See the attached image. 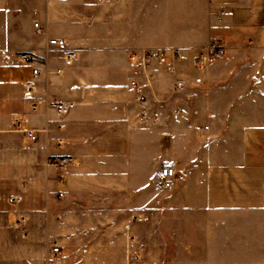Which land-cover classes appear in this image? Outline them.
<instances>
[{
  "label": "crops",
  "instance_id": "crops-1",
  "mask_svg": "<svg viewBox=\"0 0 264 264\" xmlns=\"http://www.w3.org/2000/svg\"><path fill=\"white\" fill-rule=\"evenodd\" d=\"M214 35L223 58L153 64L147 102L137 100L130 80L145 77L129 66L133 51L204 49ZM52 37L76 53L71 65ZM21 51L45 57L43 74ZM154 109L157 120L141 119ZM55 155L76 163L59 169ZM166 162L178 175L162 188ZM152 212L161 241L192 252L187 264L233 260L235 243L247 258L241 221L264 215V0H0V264H56L61 246L94 234L134 257ZM21 215L26 233L13 226Z\"/></svg>",
  "mask_w": 264,
  "mask_h": 264
},
{
  "label": "built area",
  "instance_id": "built-area-1",
  "mask_svg": "<svg viewBox=\"0 0 264 264\" xmlns=\"http://www.w3.org/2000/svg\"><path fill=\"white\" fill-rule=\"evenodd\" d=\"M98 2H104L105 0H97ZM35 26L39 27V23L35 22ZM49 45L56 48L57 50L64 52V60L66 65H71L73 59L76 55L75 52L69 51L67 41L63 38L52 37L49 39ZM227 53L226 42L218 35H214L210 38V41L206 48L204 49H193L186 50L181 48L165 49V48H155L149 50H136L130 54L129 66L132 70L136 72H141L145 79H141L138 76L133 77L130 80V87L135 92L137 100L140 103L147 102L146 88L148 86L147 81L151 79L152 73L149 72L153 64H159L164 66V68L173 72L178 63L191 60L192 63L198 68H204L209 64L215 62L218 59L223 58ZM18 57L21 61L31 64L33 66L32 73L34 76H39L43 74V65H46L45 57L32 51H21L18 53ZM62 68L57 69L58 73H61ZM48 73V71H45ZM183 82L179 81L176 84V88H182ZM55 108L59 114H65L68 112V106L62 102H55ZM151 117L157 120L160 114L157 110H152L150 114L144 110L141 114V119ZM15 125L19 130H22V123L20 120L15 121ZM26 133L32 140L37 139V132L35 130H26ZM50 163L59 169L66 168L72 164L76 163V158L70 155H55L50 159ZM178 173L176 167L171 162H166L163 164L160 170V186L162 188H169L172 186ZM59 180L64 181V176L59 175ZM60 196H63V192H60ZM27 218L23 215L18 217L13 226L17 229L27 232ZM51 252L53 255L60 254V247L58 244L51 246Z\"/></svg>",
  "mask_w": 264,
  "mask_h": 264
},
{
  "label": "rangeland",
  "instance_id": "rangeland-1",
  "mask_svg": "<svg viewBox=\"0 0 264 264\" xmlns=\"http://www.w3.org/2000/svg\"><path fill=\"white\" fill-rule=\"evenodd\" d=\"M160 221L159 212H152L149 220L146 221L151 227L148 234L150 235V242L148 241L145 246L139 242L133 244V251L140 253L134 252V257H132V253L129 256L124 243H121L123 251H119L117 254L112 251L111 243L108 242L103 245L98 243V236L94 234L88 236V243H73L71 244L72 246H61L63 254L60 257V262L56 264H132V262L136 264H143L144 262L147 264H187L191 262V258L188 255H191L192 252L190 253L188 249L184 250V244H167L161 241ZM241 222V230H243L242 226L246 225L247 227L246 236L249 242L243 245L247 258L239 259L238 255L240 253L235 243L231 244L233 247H231L232 249L228 254L236 257L233 260L231 258L223 259L222 264H264V215L253 220H242ZM140 228L142 231L143 226H140ZM186 245L191 247L192 244L188 243ZM201 246L204 247L205 244ZM79 249L87 250V253L84 251V253H80L77 251ZM112 253H115V255H112ZM206 255L205 250L199 248V250L195 251L194 257L202 260ZM187 256L188 258H185Z\"/></svg>",
  "mask_w": 264,
  "mask_h": 264
}]
</instances>
